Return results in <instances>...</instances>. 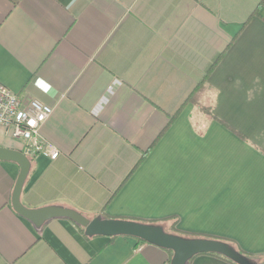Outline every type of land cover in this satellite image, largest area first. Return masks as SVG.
<instances>
[{
	"label": "crops",
	"instance_id": "obj_1",
	"mask_svg": "<svg viewBox=\"0 0 264 264\" xmlns=\"http://www.w3.org/2000/svg\"><path fill=\"white\" fill-rule=\"evenodd\" d=\"M261 1L0 0V82L54 107L42 135L60 153L28 154L0 134L30 159L21 203L167 231L178 220L173 232L233 240L264 264V3L251 16ZM20 172L0 160V264H171L138 238L20 213Z\"/></svg>",
	"mask_w": 264,
	"mask_h": 264
},
{
	"label": "water",
	"instance_id": "obj_2",
	"mask_svg": "<svg viewBox=\"0 0 264 264\" xmlns=\"http://www.w3.org/2000/svg\"><path fill=\"white\" fill-rule=\"evenodd\" d=\"M0 160L14 161L20 165L21 172L13 194V204L20 213L39 222L54 216H69L86 227L88 235L105 236H132L151 244L173 251L171 264H186L193 256L201 253H220L238 264H253V262L238 252L229 243L211 238H186L167 232L162 224H150L145 222L95 218L89 220L82 218L76 212L57 207H48L38 210L26 208L20 200L24 181L30 170V159L23 152L0 147Z\"/></svg>",
	"mask_w": 264,
	"mask_h": 264
},
{
	"label": "built area",
	"instance_id": "obj_3",
	"mask_svg": "<svg viewBox=\"0 0 264 264\" xmlns=\"http://www.w3.org/2000/svg\"><path fill=\"white\" fill-rule=\"evenodd\" d=\"M54 107L36 97H21L0 82V134L25 142L28 154L47 153L53 160L57 148L42 135V128Z\"/></svg>",
	"mask_w": 264,
	"mask_h": 264
},
{
	"label": "trees",
	"instance_id": "obj_4",
	"mask_svg": "<svg viewBox=\"0 0 264 264\" xmlns=\"http://www.w3.org/2000/svg\"><path fill=\"white\" fill-rule=\"evenodd\" d=\"M263 3H264V0H262V1L260 2V4L256 7V9L254 10V12L252 13L251 16H253V15H255V14H257V13L259 12V10H260V8H261V6H262ZM216 64H217V61L211 66V68L209 69V71L207 72V74H206V75L204 76V78L198 83V85L195 86V88H194V89L192 90V92L188 95V97L186 98V100L184 101V103L180 106V108H179V109H178V110H177V111L171 116V119H170V123H169V124H171V123L175 120L176 116L179 114V112L183 109V107H184L187 103H189V102H192V103H193V102H195V103L198 102L197 94H199L200 92L206 90V86H205L206 84H205V83H206L207 77H208V75L211 73L212 69L215 67ZM198 107H199L200 110L205 111V112H207V113H210V107H209V106H205V105H202V104H198ZM144 155H146V153H144ZM144 155H143V156H144ZM145 223H150V224H161V223H163V222H161V221H151V222H145ZM177 223H178V220H175V222L169 226V230H170V231H167L166 229H165V230H166L167 232H169V233L177 234V235H180V236H183V237H186V238H207V237H202V236H199V235H196V234H182V233H179V232H178V233H177V232H173V231L175 230V226H176ZM80 229H81V231H84V229L81 228V226H80ZM211 239H212V238H211ZM213 239H217V238H213ZM140 240H141V239H140ZM219 240L229 243L232 247H234V248H235L238 252H240L242 255H244L245 257H247V258L250 259V260L252 259L251 254L245 252L244 250H242V249L238 246V244H237L235 241L230 240V239H220V238H219ZM143 241H144V240H143ZM167 250H169V251L171 252V262H172V259H173V255H174V253H173V251L170 250V249H167ZM201 254H209V255L216 256V257H219V258H221V259H224V260L230 262L231 264H238V263L235 262L234 260H232V259H230V258H228V257H226V256H224V255H222V254H220V253L209 252V253H201ZM197 255H199V254H197ZM197 255H195V256H197ZM195 256H193L192 258H190V259L187 261L186 264H191Z\"/></svg>",
	"mask_w": 264,
	"mask_h": 264
}]
</instances>
